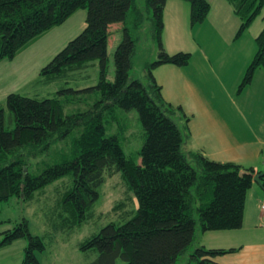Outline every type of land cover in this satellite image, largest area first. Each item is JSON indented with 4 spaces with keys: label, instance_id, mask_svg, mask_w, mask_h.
<instances>
[{
    "label": "trees",
    "instance_id": "1",
    "mask_svg": "<svg viewBox=\"0 0 264 264\" xmlns=\"http://www.w3.org/2000/svg\"><path fill=\"white\" fill-rule=\"evenodd\" d=\"M166 1L144 0V7H138L134 0H0V61L12 60L77 10H86L82 31L40 70V75L50 81L96 60L98 82L81 90L60 89L55 97L42 100L18 93L6 96L13 127L6 128L0 108V202L11 197L29 200L36 191L70 174L72 187L62 203L78 222L88 216L105 177L120 173L135 197L136 213L124 224H107L80 245L83 251L97 252L89 264H176L193 242L196 222L201 232L242 225L245 198L255 172L186 150L188 117L180 106L174 107L162 97L161 86L153 77L157 67H184L191 58L181 51L169 54L163 47ZM180 1L189 5L191 26L206 19L210 10L207 0ZM226 1L240 20L236 37L264 8V0ZM147 20L157 43V58L145 65L147 81L143 83L130 77L135 52L130 29L138 30ZM113 24H121L122 30L113 53V80L109 81L106 51ZM254 41L256 50L239 91L251 83L257 69L264 71V27ZM63 102H76L87 110L65 114ZM131 109L137 112L144 135L138 152L140 163L124 154L116 135L106 134V124L118 120L116 111ZM74 131L77 135L71 138L70 160L47 166L37 175L29 173L30 157ZM17 239L28 242L20 264H38L37 254L44 250V244L30 234L25 220L3 233L0 247ZM235 250L199 246L189 254L188 264H216L215 257Z\"/></svg>",
    "mask_w": 264,
    "mask_h": 264
},
{
    "label": "rangeland",
    "instance_id": "2",
    "mask_svg": "<svg viewBox=\"0 0 264 264\" xmlns=\"http://www.w3.org/2000/svg\"><path fill=\"white\" fill-rule=\"evenodd\" d=\"M134 1L138 7H144V0ZM177 2L182 4L179 5L177 3L176 5L181 8L179 11L184 10V12H179V21L181 22V18H184L186 21V25L181 22V26L186 28V32L182 34L184 36H182L181 40L186 42L189 39L191 44H194L195 40L208 54L212 55V48L209 43L213 42V40H219L215 38L211 31L207 33L205 28L199 33L191 30L189 5L184 1L178 0ZM147 16L150 15L147 13ZM85 17V9L77 10L63 24L47 31L18 53L12 60L3 59L0 61V108L4 110L7 129H12L13 127V122H9L10 114L5 103V98L9 93H18L24 97L42 100L55 97L57 91L60 89L81 90L97 84L100 67L99 62L96 60L88 62L79 69L64 73L60 77L50 81L45 80L40 75V70L70 40L79 35L85 26ZM235 18H229L238 22L237 26L232 25L234 32L238 30L240 25V20L237 18L235 20ZM225 23H230L231 25L230 20H227ZM263 27L264 8L248 27V30L233 43V47H225L223 45L224 42L220 41L222 44H219V50L225 52L228 49V51H237L239 53L237 62L241 66L246 52L249 51L248 57L252 59L256 50L255 37L252 35H258ZM121 30V24L110 26L106 51L107 79L109 81H112L114 76L113 53L120 41ZM130 33L132 39L135 41V52L132 59L130 77L140 79L145 83L147 81L146 72L144 71L145 65L157 58V43L151 35L149 20L138 30L130 29ZM208 34L211 35L212 39ZM181 47L185 50L181 52L189 53L192 57L187 45L186 47ZM228 51L225 53L227 56ZM229 57L230 61H233V55L230 54ZM234 75L235 73L232 76ZM238 83V81L234 83L235 88L232 91L235 90L236 92ZM244 96H247V91L244 92ZM178 106L180 105H174V107ZM63 108L65 114H72L78 110H87L84 105L76 102H63ZM116 112L118 120H112L109 124H106V134L116 135L124 154L129 158H133L136 163H140L138 152L142 146L144 135L138 114L134 109L128 111L117 110ZM187 117L189 119L191 115L188 114ZM202 123V117L195 119L196 125H201ZM118 126H121V129ZM191 130L193 131V128ZM76 135V131H74L66 139L57 140L48 150L30 157L27 160L29 173L37 175L47 166L70 160L72 155L71 138ZM198 141L193 136L190 138L192 145ZM71 187L72 176L69 174L36 191L29 200L25 201L19 197H11L8 201L0 202V242L3 239L4 232L13 229L25 220L30 234L40 237L44 244V250L37 254L38 264L91 263L96 258L97 252L93 249L83 251L80 249V245L90 237L98 234L101 228L107 224L114 223L121 225L130 220L136 213L137 202L120 173L107 175L104 184L99 189V197L88 212V216L77 222L71 210L65 209L62 203L63 195ZM192 191L194 192L193 189ZM193 217L197 220L198 216L196 212L193 213ZM257 226L260 228L264 227V223L261 221ZM242 231L244 230L241 225L238 229L201 232L199 224L196 222L193 242L180 255L176 264H188L189 254L199 246H204L208 249H229L231 247L228 246V243H232V240L236 239L234 235ZM27 243L26 239H17L9 245L0 247V264H20L23 260L24 249ZM117 264H121V262L119 261ZM190 264H196V262L190 261Z\"/></svg>",
    "mask_w": 264,
    "mask_h": 264
},
{
    "label": "crops",
    "instance_id": "3",
    "mask_svg": "<svg viewBox=\"0 0 264 264\" xmlns=\"http://www.w3.org/2000/svg\"><path fill=\"white\" fill-rule=\"evenodd\" d=\"M177 1H166L162 44L169 54L185 51L181 46L187 45L192 57L184 67L159 66L154 69L153 76L161 86L162 97L173 106L180 105L186 116L191 115L187 121L189 137L185 149L203 152L214 161L233 162L243 168H252L254 172H264V71L257 69L249 85L240 91L238 88L236 92L232 91L234 83L238 81L240 84L250 62L249 51L244 54V62L240 66L237 51L228 49L227 56V51L219 50L220 41L231 48L239 38L236 37L238 30L234 32L232 29V25H238L232 7L226 0H207L210 10L206 19L190 28L196 33L205 28L207 33L211 31L219 40L209 43L211 55L197 41L191 44L189 39L186 42L181 40L186 32L181 22L186 25V21L184 18L179 21V12L184 10L179 11L181 8L176 5L182 4ZM230 17H236V21ZM227 20L231 21V25L225 23ZM209 37L212 39L211 35ZM230 54L233 61H230ZM245 91L247 96H244ZM198 117L203 118L201 125L195 124ZM192 136L199 140L193 145L190 142ZM262 183L264 185L263 178ZM263 195L264 186L261 188L252 182L245 198L244 231L235 234L236 239L228 243L236 250L213 259L216 264H264V227L257 226L262 220L259 203H264Z\"/></svg>",
    "mask_w": 264,
    "mask_h": 264
},
{
    "label": "water",
    "instance_id": "4",
    "mask_svg": "<svg viewBox=\"0 0 264 264\" xmlns=\"http://www.w3.org/2000/svg\"><path fill=\"white\" fill-rule=\"evenodd\" d=\"M264 177V172H257L253 174L252 181L258 186H262V178Z\"/></svg>",
    "mask_w": 264,
    "mask_h": 264
},
{
    "label": "built area",
    "instance_id": "5",
    "mask_svg": "<svg viewBox=\"0 0 264 264\" xmlns=\"http://www.w3.org/2000/svg\"><path fill=\"white\" fill-rule=\"evenodd\" d=\"M261 212H262V218L264 220V204L260 206Z\"/></svg>",
    "mask_w": 264,
    "mask_h": 264
}]
</instances>
